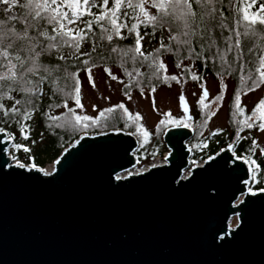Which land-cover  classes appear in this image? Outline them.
I'll use <instances>...</instances> for the list:
<instances>
[{"label":"water","instance_id":"obj_1","mask_svg":"<svg viewBox=\"0 0 264 264\" xmlns=\"http://www.w3.org/2000/svg\"><path fill=\"white\" fill-rule=\"evenodd\" d=\"M193 132L168 127L166 162L125 177L138 140L123 129L82 134L48 176L16 167L4 138L0 264H264V191L249 193V165L229 146L190 169Z\"/></svg>","mask_w":264,"mask_h":264},{"label":"snow or ice","instance_id":"obj_2","mask_svg":"<svg viewBox=\"0 0 264 264\" xmlns=\"http://www.w3.org/2000/svg\"><path fill=\"white\" fill-rule=\"evenodd\" d=\"M257 4L259 8L250 11ZM0 5H6L0 8V125H4L0 127V143L6 142L4 138L7 142L15 139L8 131L13 126H19L18 131L27 141L28 122L37 113L50 122L51 128L67 134L82 133L81 138L90 129H100L98 134L105 135L103 129L116 128L123 122L125 127L135 128L129 135L139 134L147 142L149 133L138 124L141 116L133 115L124 102L102 109L93 103L95 115L86 114L81 74L96 88L95 69H101L111 81L122 85L127 100L132 99L133 88L141 95L147 89L151 95L168 81L199 82L204 79L200 73L208 65L216 69L222 80L238 77L240 86L248 92L264 85V0L250 3L246 0H0ZM157 32L160 33L158 44L148 50L145 44L151 40L146 41V37L154 38ZM166 56L173 57L172 67L178 73L169 71ZM197 63L199 68L195 67ZM115 69H119L118 74ZM200 87L203 91L198 105L208 109L204 114L207 121L218 111L212 105L224 97L216 95L209 100L208 89L203 84ZM224 91L227 95V82ZM102 98L110 100V97ZM233 98L236 113L245 116L241 95L233 90L229 100ZM179 99L183 101L184 96ZM61 108L64 111L58 112ZM184 112H188L187 107ZM191 119L185 116L183 121L161 120L160 123L188 127ZM236 123L241 126L240 131L264 132V99ZM257 146L253 139V155ZM15 148H22L25 153L30 151L20 143ZM260 151L264 154V148ZM238 158L249 165L248 171L256 181L260 171L257 161L251 155ZM15 166L27 167L18 159ZM31 169L42 171L35 164ZM147 170L135 174L142 175ZM248 191L257 195L251 188ZM238 227L239 224L235 228L226 224L217 239L234 235Z\"/></svg>","mask_w":264,"mask_h":264},{"label":"trees","instance_id":"obj_3","mask_svg":"<svg viewBox=\"0 0 264 264\" xmlns=\"http://www.w3.org/2000/svg\"><path fill=\"white\" fill-rule=\"evenodd\" d=\"M246 2H251V0H246ZM243 5L241 4V7ZM257 8H259V4H257L254 8L250 9V11H256ZM19 11V9H17ZM2 15V13H0ZM160 35L159 32H157L156 36ZM153 38V37H152ZM154 37L153 39H155ZM171 60V63L173 61L172 56H167ZM177 62H179V59L177 58ZM185 63H188V61H185ZM197 68L200 67V65L197 63ZM119 71V69H117ZM177 70V69H176ZM179 71V70H177ZM204 77L203 80L199 82L194 83H201L203 82L208 76L212 77H220L219 74L216 72V69L212 67L211 65H208L201 73ZM231 80L235 84V92L241 94L242 92L246 91L247 89L242 88L239 84L238 77H233ZM187 82H193L190 79ZM171 81H168L167 84H161L162 85H169L171 84ZM122 89V87H121ZM138 91L137 89L133 88L131 92ZM122 94L123 91L121 90ZM124 95V94H123ZM48 104L47 98L44 100V105ZM241 107L245 109V116L250 114L252 108H247L245 105L241 103ZM198 115L196 118L195 123H193V126L191 127L193 129V136L189 140V145L191 147V155H190V162L193 164L198 159L205 160L208 157L216 154L218 151H220L222 148L232 145L234 152L237 154L238 157L247 158L248 156H252L253 159L257 161V164L260 166V171L257 172L256 181H253L252 174L249 181V188L252 189V191H257L264 189V155L258 153L257 148L255 149V154H252V135L251 138H248V134H251V132L254 129H245L244 131H240V125L236 123V121L243 120L245 116H241L235 111V105H234V98L230 100L229 104V110H228V123H229V129L230 134L228 137L224 136V133L217 132L216 135H213L212 133L207 134L205 133V128L207 121H205V112H208V109H203L202 106L197 105ZM58 112H63L64 109H58ZM133 115H136L138 113H133ZM140 115V114H139ZM141 116V115H140ZM163 120H181L184 119L177 116H169ZM30 127L28 129V135L29 139L27 141L24 140L23 136L18 131L19 126H13L8 129L9 133L15 136V139L12 140L11 144V152L12 156L15 157V159L23 160L26 162V164H35L36 166H41L47 161H53L55 160L61 152L67 148L69 145H71L75 140H77L81 134H67L63 130H55L49 126L50 122L43 118L39 113L35 116V118L28 122ZM139 125H142V118L140 121H138ZM176 123H165L161 124L160 122L153 128V129H147L144 126V129L149 133V136L147 138V142L144 141V137L137 134L134 135L138 140V147L136 150V156L138 160V164L145 163L148 161L154 160L157 156H159L162 152V150L165 147V144L163 142V134L164 131L171 126H176ZM4 125H0V127H3ZM123 129L125 131L134 132L135 128H129L125 127L124 123L121 122L116 126L115 129ZM114 129L112 126H109L105 129H103V132H106L108 130ZM256 130V129H255ZM101 130L100 129H90L89 134H97ZM220 136L216 139V141L212 142L214 140V137ZM240 136L241 139L237 140L236 137ZM31 142L32 143V149L28 153L23 152L21 149H16L15 144L20 143L22 145L26 146V143ZM141 144H143V147H141ZM207 144V147H204L203 145Z\"/></svg>","mask_w":264,"mask_h":264},{"label":"rangeland","instance_id":"obj_4","mask_svg":"<svg viewBox=\"0 0 264 264\" xmlns=\"http://www.w3.org/2000/svg\"><path fill=\"white\" fill-rule=\"evenodd\" d=\"M6 7V5H0V8ZM17 11V9H14ZM8 15H11L9 13ZM167 36V33L164 34ZM160 35L156 36L155 39L152 37H146L147 40H151V43H146L145 47L148 50H151L154 45L158 44V40ZM88 47V45H85ZM167 65L169 67L170 72L178 73L176 69L172 67L171 60L169 57H165ZM117 74L119 71L117 69L114 70ZM83 79L82 86V95L84 99L82 102L86 106V114L95 115L92 112L91 105L95 103L99 108H104L107 106L116 105L119 102H124L126 107L130 112L138 113L141 115L142 124L147 129H153L161 120L169 117V116H177L181 118H185V116H190L192 119L188 121L189 127L193 126L195 123L198 110V99L200 94H202L203 89L200 87L201 84L206 87L210 93L209 100L213 99L216 95H220L224 97L221 101H218L216 104H213V109H218L216 116H210L206 128L205 133L210 134L213 132H223L225 137H228L230 134L229 123H228V110L230 100L229 97L232 96L233 90H235V84L231 79L225 78L224 80L220 79V77H212L208 76L201 83L194 82H181L179 84L172 82L170 87L168 85H162L157 88V91L154 94L149 95L148 90L145 89V94L141 95L139 91H133L132 99L127 100L126 97L121 92L122 85H119L115 81H111L109 77L101 69L94 70V79L97 87L93 88L91 84L88 82L87 78L84 77V74H81ZM227 82L228 85V93L225 94L224 85ZM197 93V95H193V93ZM246 93V94H245ZM183 95L184 100L181 101L179 97ZM242 104L247 108L254 107L260 99H264V85L261 88L257 89L254 92H248L247 90L242 92ZM102 97H110L109 99H104ZM208 103V100L205 101ZM220 105H224L220 107ZM188 108V112H184V108ZM255 139L257 141V151L262 154L260 149L264 148V132L259 131L258 129H254L251 134H248V138ZM220 136L214 137V141ZM230 146V145H229ZM232 146V145H231ZM32 146H30L31 148ZM233 150V146L231 147ZM11 152V151H10ZM168 149L164 147L161 154L157 156L153 162H166ZM264 155V154H263ZM22 163H25L23 160H19ZM152 161H148L145 163L137 164L135 168L144 167L150 164ZM204 160L198 159L193 165L202 164ZM27 165V164H26ZM54 161H47L40 167V169L48 172L53 168ZM189 171H186L188 174ZM236 219H232L231 226L236 224Z\"/></svg>","mask_w":264,"mask_h":264},{"label":"bare ground","instance_id":"obj_5","mask_svg":"<svg viewBox=\"0 0 264 264\" xmlns=\"http://www.w3.org/2000/svg\"><path fill=\"white\" fill-rule=\"evenodd\" d=\"M162 164H164V162H158L157 161V162H153L152 164H148V165H146L144 167H140V168H135V169L129 170V172H132L133 173L132 175H134L138 171H141V170H144V169H148L150 166L153 167V165L158 166V165H162ZM129 172H126L123 177L127 176Z\"/></svg>","mask_w":264,"mask_h":264},{"label":"built area","instance_id":"obj_6","mask_svg":"<svg viewBox=\"0 0 264 264\" xmlns=\"http://www.w3.org/2000/svg\"><path fill=\"white\" fill-rule=\"evenodd\" d=\"M27 145H29V143L27 144ZM44 171V170H43ZM53 171V168L50 170V171H48L49 173H51ZM44 172H46V171H44Z\"/></svg>","mask_w":264,"mask_h":264}]
</instances>
